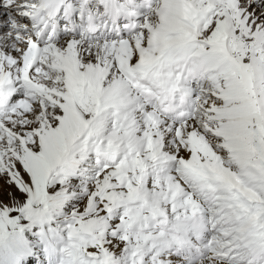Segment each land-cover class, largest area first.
<instances>
[{
    "label": "snow or ice",
    "instance_id": "snow-or-ice-1",
    "mask_svg": "<svg viewBox=\"0 0 264 264\" xmlns=\"http://www.w3.org/2000/svg\"><path fill=\"white\" fill-rule=\"evenodd\" d=\"M105 6L0 0V240L60 189V264H264V0Z\"/></svg>",
    "mask_w": 264,
    "mask_h": 264
},
{
    "label": "rangeland",
    "instance_id": "rangeland-1",
    "mask_svg": "<svg viewBox=\"0 0 264 264\" xmlns=\"http://www.w3.org/2000/svg\"><path fill=\"white\" fill-rule=\"evenodd\" d=\"M50 187L55 188L56 185L52 184ZM60 189H57L55 192H49V207H52V201L57 203V207L48 209L44 215H48L49 217H63L70 209L71 206H76L71 212L76 211L79 208V204L77 203L78 200L83 199V193L80 192L78 194H69L65 191V196L60 198V202H58L57 198L60 196ZM76 192V189H73V193ZM69 207H65V204ZM42 208V206H38ZM56 212V215L53 213ZM19 216V215H18ZM40 220H33L26 217L25 219V228L20 229L18 234L8 233L7 237H3L0 240V264H17L20 259L25 256V250L27 246L25 245L24 241L28 245H32L34 241H38L39 237V222ZM64 221H51L49 224L51 227H59L62 226ZM10 223H4L3 228H8ZM23 237V240L22 238ZM27 257V256H26ZM29 258V261L22 259L21 264H33L34 262L32 259Z\"/></svg>",
    "mask_w": 264,
    "mask_h": 264
},
{
    "label": "bare ground",
    "instance_id": "bare-ground-1",
    "mask_svg": "<svg viewBox=\"0 0 264 264\" xmlns=\"http://www.w3.org/2000/svg\"><path fill=\"white\" fill-rule=\"evenodd\" d=\"M101 3H106V6L109 9H114L113 6V0H101ZM108 12V9L105 11ZM104 19H107L104 15H103ZM163 71H167V69H163ZM135 87L138 88H143V89H147L146 92V97L151 100V101H157L162 100L164 102L163 99V95H162V89L166 88V85L163 83V80H161L160 82H158L156 85H152L150 82V75L149 72H147L146 76H143L142 79L136 81ZM158 90H160L159 92H157ZM151 93V95H149ZM159 94V96L157 95ZM63 204H65V207H69L66 202H63ZM57 203L52 201V207H57ZM76 206H71L70 210L72 211L73 209H75ZM27 215L26 214H22L16 217H12V219L14 220V223H10V226L8 228H3L2 232L4 233V237H7L8 235V231L9 229H11L13 226L18 225L20 227H25V219H26Z\"/></svg>",
    "mask_w": 264,
    "mask_h": 264
},
{
    "label": "clouds",
    "instance_id": "clouds-1",
    "mask_svg": "<svg viewBox=\"0 0 264 264\" xmlns=\"http://www.w3.org/2000/svg\"><path fill=\"white\" fill-rule=\"evenodd\" d=\"M169 99L171 100V96L169 97ZM201 220V214L197 213L195 216H193L191 213H189V219L185 222V226L191 230L193 227L195 226H199ZM194 234L192 236L187 235V233H185V235L181 236V243H186L189 241H194Z\"/></svg>",
    "mask_w": 264,
    "mask_h": 264
}]
</instances>
